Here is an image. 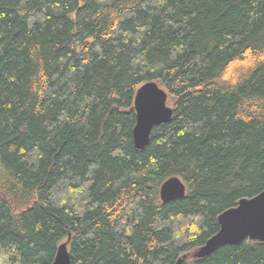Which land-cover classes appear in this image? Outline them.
Segmentation results:
<instances>
[{
    "label": "trees",
    "instance_id": "1",
    "mask_svg": "<svg viewBox=\"0 0 264 264\" xmlns=\"http://www.w3.org/2000/svg\"><path fill=\"white\" fill-rule=\"evenodd\" d=\"M169 123L133 146L137 89ZM171 177L185 196L164 204ZM264 190V0H0V264H264L192 253Z\"/></svg>",
    "mask_w": 264,
    "mask_h": 264
},
{
    "label": "water",
    "instance_id": "2",
    "mask_svg": "<svg viewBox=\"0 0 264 264\" xmlns=\"http://www.w3.org/2000/svg\"><path fill=\"white\" fill-rule=\"evenodd\" d=\"M167 93L155 82L141 85L134 96L133 109L135 125L132 130L133 146L136 150H144L150 142L154 127L170 122L172 108L168 105ZM186 187L177 177L164 181L159 189V197L166 204L185 196ZM219 230L205 244L196 249L191 257L203 259L221 247L239 245L245 240L264 242V190L250 199H241L237 205L218 216ZM61 244L51 264H71L67 244ZM187 256H183L176 264H181Z\"/></svg>",
    "mask_w": 264,
    "mask_h": 264
},
{
    "label": "rangeland",
    "instance_id": "3",
    "mask_svg": "<svg viewBox=\"0 0 264 264\" xmlns=\"http://www.w3.org/2000/svg\"><path fill=\"white\" fill-rule=\"evenodd\" d=\"M171 106V104H169Z\"/></svg>",
    "mask_w": 264,
    "mask_h": 264
}]
</instances>
